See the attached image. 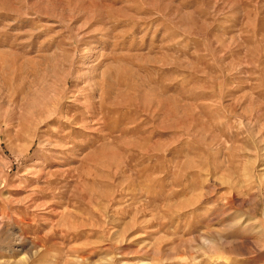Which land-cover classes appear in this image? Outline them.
<instances>
[{"label": "rangeland", "instance_id": "1", "mask_svg": "<svg viewBox=\"0 0 264 264\" xmlns=\"http://www.w3.org/2000/svg\"><path fill=\"white\" fill-rule=\"evenodd\" d=\"M0 176V264H264V0H0Z\"/></svg>", "mask_w": 264, "mask_h": 264}, {"label": "bare ground", "instance_id": "2", "mask_svg": "<svg viewBox=\"0 0 264 264\" xmlns=\"http://www.w3.org/2000/svg\"><path fill=\"white\" fill-rule=\"evenodd\" d=\"M32 143H33V139L28 144V147L24 148V150H22L18 153L20 155L27 153L29 151V148L32 145ZM3 180H4L3 177L0 176V186L3 183ZM33 247H34L33 242L28 240L26 237H21L20 235L16 234L14 227L5 226V227L1 228V225H0V253H3L4 251H11L13 249H20V250L21 249H23V250L28 249V251H30L33 249ZM28 251H26V253ZM22 262H24V260Z\"/></svg>", "mask_w": 264, "mask_h": 264}]
</instances>
